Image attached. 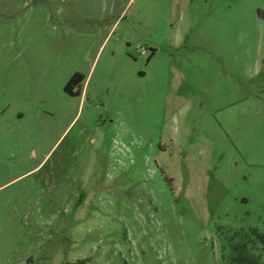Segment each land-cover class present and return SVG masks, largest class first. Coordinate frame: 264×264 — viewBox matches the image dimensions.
Masks as SVG:
<instances>
[{
	"label": "rangeland",
	"instance_id": "rangeland-1",
	"mask_svg": "<svg viewBox=\"0 0 264 264\" xmlns=\"http://www.w3.org/2000/svg\"><path fill=\"white\" fill-rule=\"evenodd\" d=\"M0 264H264V0H0Z\"/></svg>",
	"mask_w": 264,
	"mask_h": 264
},
{
	"label": "trees",
	"instance_id": "trees-1",
	"mask_svg": "<svg viewBox=\"0 0 264 264\" xmlns=\"http://www.w3.org/2000/svg\"><path fill=\"white\" fill-rule=\"evenodd\" d=\"M77 75H74L70 80L69 82L66 84L65 88H64V91L67 93V94H70V95H74L73 93V87L74 85L77 83Z\"/></svg>",
	"mask_w": 264,
	"mask_h": 264
}]
</instances>
